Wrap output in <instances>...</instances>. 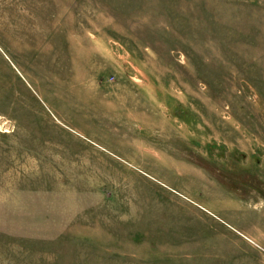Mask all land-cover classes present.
Masks as SVG:
<instances>
[{
	"label": "rangeland",
	"instance_id": "obj_1",
	"mask_svg": "<svg viewBox=\"0 0 264 264\" xmlns=\"http://www.w3.org/2000/svg\"><path fill=\"white\" fill-rule=\"evenodd\" d=\"M0 264H264V0H0Z\"/></svg>",
	"mask_w": 264,
	"mask_h": 264
}]
</instances>
